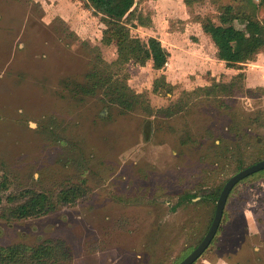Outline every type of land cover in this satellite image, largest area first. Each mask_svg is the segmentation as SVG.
I'll return each mask as SVG.
<instances>
[{"label":"rangeland","instance_id":"374dc122","mask_svg":"<svg viewBox=\"0 0 264 264\" xmlns=\"http://www.w3.org/2000/svg\"><path fill=\"white\" fill-rule=\"evenodd\" d=\"M227 6L238 28L264 20L260 0H136L123 22L170 58L162 70L128 64L144 103L125 112L84 91L92 68L117 58L102 42L109 17L88 0H0V246L59 240L71 255L54 264H178L200 244L219 188L264 159V87L245 77L216 95L198 89L236 77L201 29L208 18L226 26ZM140 16L149 27H133ZM162 76L170 92L154 91ZM69 188L82 190L75 202L12 215L28 190L56 201ZM194 264H264V171L235 186Z\"/></svg>","mask_w":264,"mask_h":264},{"label":"trees","instance_id":"16d2710c","mask_svg":"<svg viewBox=\"0 0 264 264\" xmlns=\"http://www.w3.org/2000/svg\"><path fill=\"white\" fill-rule=\"evenodd\" d=\"M185 1L187 4H191L197 0ZM88 2L98 13H103L111 19L103 31L102 42L106 46L116 44L117 58L111 63L102 60L101 64L95 65L87 75L88 80L92 81V86L84 88V91L95 95L99 92L102 93L108 98V103L120 107L125 112L136 111L138 106L144 103V100L142 95L136 93L128 83V64L134 62L145 65L151 60L155 69L162 70L169 61L170 52L157 37H150L147 42H143L140 38L132 36L131 29L126 26L123 20L126 18L129 21L135 17V12L131 10L136 0H88ZM260 5L264 7V0H260ZM232 10L231 6H227L226 11L220 16L221 23L226 26H218L208 18L202 22V29L205 34L212 38L217 48V58L226 62L229 68L242 70L244 64L254 61L258 54L264 52V20L254 16H245L241 19L244 27L238 28L233 22L240 17L232 14ZM139 25L149 27V23L143 20L142 16L138 18L137 24L133 27ZM245 77V72H240L230 84H214L198 89L206 91L209 96L216 95L219 93L216 91L218 88L232 87L236 80L245 79ZM164 88L167 92L172 89L166 76H162L154 82V91H161ZM233 95L234 91H230L223 97H233ZM222 189L219 188L216 197L220 196ZM81 192L80 188L63 190L58 194L55 201L46 193L28 190L22 193L26 198L25 202L15 207L12 215L16 218L41 216L55 211L58 203L75 202L80 197ZM1 204L2 198L0 196V207ZM62 247L63 244L59 240H51L33 247L26 245L0 246V264H54L52 260L58 261L57 258L60 257V254H63L65 258H69L71 255L67 246V250L64 252ZM28 252L31 253L29 261L24 262V254Z\"/></svg>","mask_w":264,"mask_h":264},{"label":"water","instance_id":"95a60500","mask_svg":"<svg viewBox=\"0 0 264 264\" xmlns=\"http://www.w3.org/2000/svg\"><path fill=\"white\" fill-rule=\"evenodd\" d=\"M264 170V159L260 160L234 174L224 185L221 194L219 196L216 213L213 222L210 226L204 239L200 244L179 264H194L210 247L214 238L216 237L226 209L227 201L235 186L239 184L245 178Z\"/></svg>","mask_w":264,"mask_h":264},{"label":"crops","instance_id":"0c3cea01","mask_svg":"<svg viewBox=\"0 0 264 264\" xmlns=\"http://www.w3.org/2000/svg\"><path fill=\"white\" fill-rule=\"evenodd\" d=\"M201 29H202V27H201ZM202 33L205 34L203 29H202ZM222 62L225 63V65H226V62H224V61H222ZM226 67H227V65H226ZM227 68L235 71L234 75H237L240 72L248 71V73L246 74L248 81L251 82L252 84H254L255 86L258 85L260 87H264V52L258 54V56L256 57V59L254 61H250V62L244 64L242 70L241 69H235V68H229V67H227Z\"/></svg>","mask_w":264,"mask_h":264},{"label":"flooded vegetation","instance_id":"af4514ba","mask_svg":"<svg viewBox=\"0 0 264 264\" xmlns=\"http://www.w3.org/2000/svg\"><path fill=\"white\" fill-rule=\"evenodd\" d=\"M218 199H219V198H218ZM217 202H218V200H217ZM216 206H217V205H216ZM215 213H216V212H215ZM213 219H214V218H213ZM203 239H204V238H203ZM187 256H188V255H187ZM187 256H186V257H187ZM186 257H185V258H186ZM185 258H184V259H185ZM181 261H182V260H181ZM181 261H180V262H181ZM180 262H179V263H180ZM179 263H178V264H179Z\"/></svg>","mask_w":264,"mask_h":264}]
</instances>
